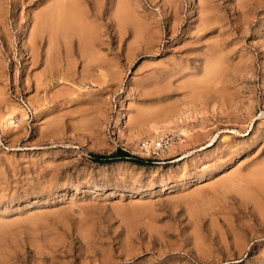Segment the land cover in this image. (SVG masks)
<instances>
[{
    "label": "rangeland",
    "instance_id": "rangeland-1",
    "mask_svg": "<svg viewBox=\"0 0 264 264\" xmlns=\"http://www.w3.org/2000/svg\"><path fill=\"white\" fill-rule=\"evenodd\" d=\"M59 1L0 0V264H264V0H65L55 34Z\"/></svg>",
    "mask_w": 264,
    "mask_h": 264
},
{
    "label": "bare ground",
    "instance_id": "bare-ground-1",
    "mask_svg": "<svg viewBox=\"0 0 264 264\" xmlns=\"http://www.w3.org/2000/svg\"><path fill=\"white\" fill-rule=\"evenodd\" d=\"M87 1H89V0H87ZM73 1H71L70 2V5L72 6V8L75 10V7H74V2L72 3ZM78 4H79V2H77V5H76V7H77V10H75V12L76 11H80L81 10V8L78 6ZM80 5V4H79ZM71 6H69V7H71ZM78 7L80 8V10L78 9ZM73 9H68L67 8V3L65 2V0H60L59 2H57V4H55V6H53L51 9H50V14H46L47 16L45 17V18H42V20L43 21H45L46 20V24L47 25H50L49 26V30L51 31V28H54V26H55V29H56V31H55V34H57V31H58V28H60V30H61V28H63V29H65L66 28V26H65V24H64V22H66L67 21V13L70 11V10H73ZM39 17H41V16H39ZM77 20V19H76ZM44 23V22H43ZM43 25V24H42ZM53 26V27H52ZM39 27H41V24H40V26ZM43 27V26H42ZM79 27H81V25H79ZM38 29V28H37ZM39 30V29H38ZM43 29H41V31H42ZM53 31V30H52ZM51 31V32H52ZM65 31V30H64ZM52 33H54V31L52 32ZM36 34V33H35ZM51 35V34H50ZM35 37V36H34Z\"/></svg>",
    "mask_w": 264,
    "mask_h": 264
},
{
    "label": "trees",
    "instance_id": "trees-1",
    "mask_svg": "<svg viewBox=\"0 0 264 264\" xmlns=\"http://www.w3.org/2000/svg\"><path fill=\"white\" fill-rule=\"evenodd\" d=\"M90 158L94 163H97V164H110L114 162L125 161V162H130L136 165L144 166V165L151 163L150 160H144L142 158L134 156L130 154L129 152L124 151L121 148L116 149L114 153L108 156L91 155Z\"/></svg>",
    "mask_w": 264,
    "mask_h": 264
},
{
    "label": "built area",
    "instance_id": "built-area-1",
    "mask_svg": "<svg viewBox=\"0 0 264 264\" xmlns=\"http://www.w3.org/2000/svg\"><path fill=\"white\" fill-rule=\"evenodd\" d=\"M27 111L30 113V109L29 108H27ZM168 141L169 140H167V138H163V139H160V140H157V141L153 142L151 144V146H149V147L146 144H143L142 148L145 149V150H148V151H153V152L155 151L154 153L160 152V151L164 150L167 147Z\"/></svg>",
    "mask_w": 264,
    "mask_h": 264
}]
</instances>
